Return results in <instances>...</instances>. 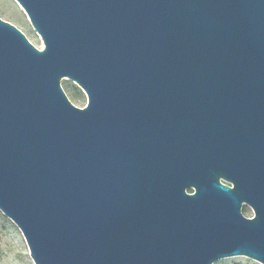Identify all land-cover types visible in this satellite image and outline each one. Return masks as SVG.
<instances>
[{
  "label": "water",
  "instance_id": "water-1",
  "mask_svg": "<svg viewBox=\"0 0 264 264\" xmlns=\"http://www.w3.org/2000/svg\"><path fill=\"white\" fill-rule=\"evenodd\" d=\"M15 1L43 48L0 18V211L33 263L264 264V0Z\"/></svg>",
  "mask_w": 264,
  "mask_h": 264
},
{
  "label": "rangeland",
  "instance_id": "rangeland-1",
  "mask_svg": "<svg viewBox=\"0 0 264 264\" xmlns=\"http://www.w3.org/2000/svg\"><path fill=\"white\" fill-rule=\"evenodd\" d=\"M0 18L11 23L24 33L27 39L38 49L43 48L40 36L33 29L27 15L15 0H0ZM61 86L73 105L84 107L87 103L85 93L70 79L63 78ZM242 213L252 217L251 208L242 206ZM0 264H34L27 244L18 227L0 211ZM212 264H261L246 256H230Z\"/></svg>",
  "mask_w": 264,
  "mask_h": 264
},
{
  "label": "trees",
  "instance_id": "trees-1",
  "mask_svg": "<svg viewBox=\"0 0 264 264\" xmlns=\"http://www.w3.org/2000/svg\"><path fill=\"white\" fill-rule=\"evenodd\" d=\"M188 192H191V190H189Z\"/></svg>",
  "mask_w": 264,
  "mask_h": 264
}]
</instances>
